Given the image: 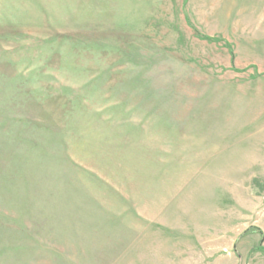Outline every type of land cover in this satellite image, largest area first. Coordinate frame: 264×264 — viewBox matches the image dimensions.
I'll list each match as a JSON object with an SVG mask.
<instances>
[{
    "label": "rangeland",
    "instance_id": "rangeland-1",
    "mask_svg": "<svg viewBox=\"0 0 264 264\" xmlns=\"http://www.w3.org/2000/svg\"><path fill=\"white\" fill-rule=\"evenodd\" d=\"M0 264H264V0H0Z\"/></svg>",
    "mask_w": 264,
    "mask_h": 264
}]
</instances>
